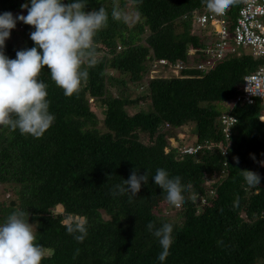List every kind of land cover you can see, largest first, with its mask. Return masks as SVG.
Wrapping results in <instances>:
<instances>
[{"label":"trees","instance_id":"obj_1","mask_svg":"<svg viewBox=\"0 0 264 264\" xmlns=\"http://www.w3.org/2000/svg\"><path fill=\"white\" fill-rule=\"evenodd\" d=\"M85 2L86 11L103 6L109 13L107 26L95 37L98 62L87 68V82L67 97L45 67L39 79L48 86L55 116L50 129L37 139L0 126V223L16 210L28 212L37 243L47 249L42 264H264V105L234 103L244 76L264 57L242 51L207 70L150 77L153 58L204 60L201 48L214 33L210 26L196 29L195 15L206 7L205 0ZM25 3L29 0H0V14L23 10L27 15L21 8ZM114 6L131 20H113ZM239 6L234 3L228 11L230 30ZM20 25L24 43L6 40L4 51L11 59L35 46L34 28ZM190 49L196 53L189 54ZM133 87H147L148 93L133 97ZM142 98L149 109L130 113L128 107ZM94 100L104 106L102 119L91 107ZM224 112L237 117L230 141L221 129ZM189 123L194 124L193 144L221 146L180 158L167 136H178ZM186 144L182 140L178 146ZM158 168L181 177L185 190L179 208L169 205L155 184ZM134 169L147 173L148 183L137 196L127 191L113 197L114 186ZM241 170L257 172L260 185L248 186ZM207 176L215 180L208 183ZM7 191L13 196L6 197ZM59 206L63 210L56 212ZM168 210H177L176 220ZM69 217L85 222L82 243L62 224ZM150 222L155 228L173 225L164 262L157 259L161 247L147 227Z\"/></svg>","mask_w":264,"mask_h":264},{"label":"clouds","instance_id":"obj_2","mask_svg":"<svg viewBox=\"0 0 264 264\" xmlns=\"http://www.w3.org/2000/svg\"><path fill=\"white\" fill-rule=\"evenodd\" d=\"M235 2L205 0V5L209 12L223 15ZM86 7L85 0H29V3L21 5L22 9L27 10V15H13L12 12L0 14V126L13 132L19 130L22 135L37 139L50 129L55 116L50 112L48 86L39 79L45 67L50 71L52 81L67 97L79 93L87 82V68L98 62L95 37L107 26L109 13L103 6L92 11H86ZM111 17L124 23L131 20L130 15L115 6ZM18 21L34 28L30 38L35 46L17 51L16 58L11 59L4 49ZM249 88L250 85L246 91L259 94ZM241 174L248 186L260 185L261 176L257 172L241 170ZM153 179L163 189L166 202L179 208L184 201L185 190L181 177H170L166 169L158 168ZM147 183V173L140 175L134 169L130 178L114 186L112 195L116 197L130 191L137 196L142 184ZM29 220L28 212L16 210L0 223V264H42L47 249L37 243V229ZM62 224L78 242L82 243L88 234L82 220L69 217ZM147 227L161 247L157 259L164 262L173 243V225L165 222L155 228L154 223L150 222ZM78 254L79 249L76 250Z\"/></svg>","mask_w":264,"mask_h":264},{"label":"built area","instance_id":"obj_3","mask_svg":"<svg viewBox=\"0 0 264 264\" xmlns=\"http://www.w3.org/2000/svg\"><path fill=\"white\" fill-rule=\"evenodd\" d=\"M235 3L240 4L236 23L233 30L228 26V11L223 15H216L208 11L205 7L202 11H197L195 15V28L202 30L210 26L214 36L209 43L201 48L204 60L195 61L194 63H186L183 60L171 63L165 58H153L151 65L158 67L163 66L173 69L175 73L171 75H179L183 69L196 68L207 70L212 68L216 62L234 54H241L243 47L249 48L251 53L256 56L264 57V0H236ZM196 49H190L189 54H195ZM249 84H248V82ZM259 93L253 95L246 89ZM264 63L255 71L244 76L238 92L235 95L234 103L253 104L257 101L264 105ZM264 120V115L260 117ZM237 121V117L230 112H224L220 117L221 129L227 141H230L232 127ZM221 146L216 142L207 141L206 143L186 144L178 146L177 153L180 158L183 156L197 155L202 150L213 149ZM222 153H227V147L222 146ZM205 201V198H203Z\"/></svg>","mask_w":264,"mask_h":264},{"label":"rangeland","instance_id":"obj_4","mask_svg":"<svg viewBox=\"0 0 264 264\" xmlns=\"http://www.w3.org/2000/svg\"><path fill=\"white\" fill-rule=\"evenodd\" d=\"M19 14H23V10L20 11V12H17L16 15H19ZM26 37V36H25ZM8 40H16L17 43H19L21 45V43L23 44L24 43V33H23V30H22V26L20 25V22L18 21L17 22V25H16V28L12 30L11 32V36ZM242 51H247V52H250L251 50L249 48H246V47H243ZM172 73H175V71L173 69H168L167 67H163V66H158V67H155L153 66V64L151 65L150 63V68L148 70V75L150 77H155V76H169L171 75ZM134 88V87H133ZM144 93H148V88L146 87L144 90L143 89H137L134 88V94H133V97H136L135 95L138 94L139 96L140 95H143ZM91 107L92 109L94 110V112L97 114V116L102 119L104 117V106L103 104H101L99 101L97 100H94L91 102ZM150 107V104L149 102H147L146 99H141L139 102H137L136 104L132 105V106H129L128 107V111L130 113H133L135 111H137L139 108H143L145 110H148ZM193 126L194 124L193 123H189L187 124L184 128H183V132H180L178 134V136H167V139L168 141L171 142V144L174 146V147H177L178 148V145H179V142L180 141H184V143H192L195 135L193 133ZM186 136V137H185ZM143 139H145V137H143ZM178 139V140H177ZM214 178H216V176H214ZM213 180V178H211L210 176H207V181L208 183H211ZM2 186H0V193L3 192L2 190ZM1 195V194H0ZM5 196L6 197H11L13 196L12 195V192H6L5 193ZM63 210V208L61 206L57 207L56 208V212H61ZM178 210V209H177ZM177 210H168V212H166L167 216L173 220H176L177 217H178V213Z\"/></svg>","mask_w":264,"mask_h":264}]
</instances>
